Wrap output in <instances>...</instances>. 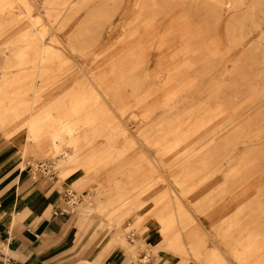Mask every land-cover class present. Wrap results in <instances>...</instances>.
I'll return each instance as SVG.
<instances>
[{
  "label": "rangeland",
  "instance_id": "374dc122",
  "mask_svg": "<svg viewBox=\"0 0 264 264\" xmlns=\"http://www.w3.org/2000/svg\"><path fill=\"white\" fill-rule=\"evenodd\" d=\"M26 1L29 13L43 18L40 25L52 34L45 41L56 53L33 109L44 113L37 138H29L39 143L25 142L34 50L15 48L29 43V36H21L32 26L19 9H7L5 0H0V135L10 154L23 156L20 169L27 166L38 177L44 171L36 166L50 165L53 184L80 195V204L65 215L71 223L61 247L41 255L40 263L107 264L115 254L117 263L128 264H264V103L257 104L264 96L259 57L264 39L259 41L251 22L218 24L217 0H154L168 18L205 29L209 47L225 61L122 60L105 56L109 49L102 48L98 33L123 25L134 0ZM257 11L262 21L264 1ZM225 28L237 43H227ZM242 33L248 39H239ZM249 39L258 40L242 59ZM11 50L21 52L17 62L6 60ZM79 65L102 86L107 103L96 91L82 89ZM119 117L134 139H93L92 126L105 123L112 130ZM170 119L174 133L167 135L160 128ZM62 122L64 130L78 132L74 148L81 154L69 174L48 149L51 131ZM121 144L129 146L124 153L118 152Z\"/></svg>",
  "mask_w": 264,
  "mask_h": 264
},
{
  "label": "bare ground",
  "instance_id": "6f19581e",
  "mask_svg": "<svg viewBox=\"0 0 264 264\" xmlns=\"http://www.w3.org/2000/svg\"><path fill=\"white\" fill-rule=\"evenodd\" d=\"M5 1H6L5 6L7 7V9L8 8L19 9L20 14H22L25 17L26 21H28V23H30L32 26L29 35L27 34L21 36V40L28 39L29 36L30 37L29 43L18 44L15 48L19 49L20 47L27 46L34 50L33 54L30 55V57L34 56V58L32 57V59H34L33 68L35 69V75L34 78H32L33 81L31 82V90L33 95L30 100V112H29L30 115L28 117L25 128V142L26 144L30 143L32 145H36L37 143H39V141L37 139L33 140L29 138H37V133H38L37 128H40L42 125L41 122L44 113L42 112L33 113V109L38 102L39 89L40 90L42 89L40 87V84L43 87L44 85L43 83H48V82H44L43 75L45 72L47 73V71L53 68L51 65V69H50V63L56 53L54 54V52L51 50L52 47L49 48L47 45L48 43H46L45 41L46 36L50 31L47 28H45L43 25H40L43 23V18L38 15L32 16L29 13L30 9H29V5L27 4V1L26 0H5ZM217 1L219 2L220 7L222 8L219 13L221 18L217 22L218 24H222L223 26H228L232 24L237 25L238 23H242L244 20L245 21L249 20L252 24L253 30H256L258 32L259 41L264 39V18L262 19V21H258V16H257L258 14L257 8L261 4V0H217ZM263 1L264 0H262V2ZM160 6L161 3H155L154 0H134V5L131 11L132 12L131 17L128 20L124 21L123 25H120L119 27L111 26L107 30H103V29L100 30L98 33L99 43L101 42L102 48L104 47L107 50L109 49L105 56H107L108 58H120L122 60L138 59L141 61L143 60V61L155 62V63L156 62L171 63V62H179V61H188L191 59H200V60L204 59L209 61L216 60L217 62L225 61L226 57H224L219 52L218 49H213L209 47L211 46L210 43L212 42L210 41L209 35L206 33L205 29L198 28L195 26L185 25L188 23L185 22V24H183L184 22L179 19L174 20L168 18L163 11L157 10V8ZM66 9H69V6H66ZM241 15L242 17L240 18ZM39 25L43 27H39ZM52 26H54V22ZM121 27L123 29V33L120 32ZM221 30L225 31V37L229 45L234 42L237 43L234 34L228 33L230 28H225ZM247 35H249V33H242L240 34L239 39L245 40L247 38ZM257 40L255 41L253 39L247 40L243 48H241L243 52L238 57L242 56L243 57L242 59H244V57L248 56L249 54L247 51L254 47V44ZM56 49H58V47L55 48V50ZM20 53L21 52L15 53L13 50H11L9 53L5 54L6 60L14 59L16 61H12V62H17L18 61L17 55L19 56ZM260 56L261 58L264 57V52L262 53V55H259V57ZM79 66H80L79 71L86 82L82 89L96 91L99 99H101L102 102L107 103L108 99L106 98V94H104L103 92L102 86L98 82H95L91 73L87 72L81 65ZM211 68L217 69L215 67H211ZM223 71H224L223 69L221 70L217 69V73ZM94 99H97L98 101L97 97H95ZM262 102L264 103V96L257 102V104L259 103L261 104ZM255 106L256 105H253L250 109L254 108ZM238 118L240 117H237L235 119ZM118 119H120L119 120L120 123L119 124L116 123L115 127H113L112 130L109 129L107 131V125L105 123L92 126L91 133L93 139L103 137L104 139L110 141L111 139H115V138L119 139V136L122 137V140L134 139L135 135L133 136L131 132L132 130L129 131L128 129L129 127H127V124L123 121L121 117H119ZM170 120L171 121L168 123H163L162 127L160 128L161 131L165 129L164 131L165 134L167 135L174 133V130L169 127V124L172 122L173 119ZM60 124L61 127L58 128V130L51 131V140L48 149L49 152L52 154V156L55 158V160L57 161L63 160L62 165L63 164L65 165V163L67 164L68 162L72 163L77 161L76 157L78 156L75 154L74 143L76 142L75 139H78V132H74L71 126H70L71 129L66 128L64 130L65 128L64 122ZM163 127H167V128H163ZM137 130H140V128ZM62 135H64L65 137L63 138ZM160 142H161L160 144H162L163 141ZM64 143H67L66 146H63ZM119 144L120 143H118L117 145ZM120 147L121 148H119L118 151L119 153H124L129 148L128 145H122ZM43 149L45 151L47 150L45 148ZM143 152L145 153V151ZM29 164L35 166V162L31 161L29 162ZM40 166L42 165L39 166L37 165L36 167L38 168ZM21 169H24V166L21 167ZM177 196L179 197V199H181L180 194H177ZM79 197L80 195L75 193L69 196L70 200L68 202L66 201V208L64 209L67 213L73 212L76 209V207L80 204ZM131 198L132 196L129 195L127 198L119 202V204L120 205L126 204L127 201L130 200ZM86 209L88 212H91V208L87 207ZM161 250L163 251V247H161V245L159 247L157 246L155 247L156 256H160L159 253L161 252Z\"/></svg>",
  "mask_w": 264,
  "mask_h": 264
},
{
  "label": "crops",
  "instance_id": "0c3cea01",
  "mask_svg": "<svg viewBox=\"0 0 264 264\" xmlns=\"http://www.w3.org/2000/svg\"><path fill=\"white\" fill-rule=\"evenodd\" d=\"M5 143L0 135V238H9L0 264H41V255L60 248L68 233L66 204L61 208L67 191L53 184L55 177H35L27 166L20 169L23 156L10 154ZM80 155L77 161L65 163L68 174L80 164ZM116 256L109 257L107 264H128L117 263Z\"/></svg>",
  "mask_w": 264,
  "mask_h": 264
},
{
  "label": "built area",
  "instance_id": "2783aa9c",
  "mask_svg": "<svg viewBox=\"0 0 264 264\" xmlns=\"http://www.w3.org/2000/svg\"><path fill=\"white\" fill-rule=\"evenodd\" d=\"M40 167L43 168L44 175H46V176H48V177H52V175L54 174V172L50 169V168H51L50 165H47V164H44V163H43L42 166H40ZM71 194H73V192H71V191H67V192H66L67 202L70 200L69 196H70ZM64 212H66V211L64 210ZM66 213H67V212H66ZM8 239H9V238H4V239H1V238H0V257L4 255V254H3V250H4V247H5V245H6L5 243L8 242Z\"/></svg>",
  "mask_w": 264,
  "mask_h": 264
}]
</instances>
